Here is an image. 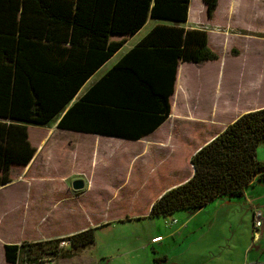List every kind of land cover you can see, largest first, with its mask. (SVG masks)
Returning a JSON list of instances; mask_svg holds the SVG:
<instances>
[{"label":"trees","instance_id":"1","mask_svg":"<svg viewBox=\"0 0 264 264\" xmlns=\"http://www.w3.org/2000/svg\"><path fill=\"white\" fill-rule=\"evenodd\" d=\"M212 19L218 0H202ZM190 0H0V187L14 166L35 154L28 126L52 120L60 130L138 140L159 127L171 110L179 63L217 61L203 29H185ZM148 20L155 25L101 78L74 98L92 75ZM264 145V108L242 114L199 148L193 173L164 192L149 217L194 211L217 198H241L264 181L256 149ZM95 229L67 237L63 256L90 246ZM44 241L40 243H48ZM39 244V243H37ZM57 242L52 256L62 249ZM23 244L3 245L7 264H18ZM21 264H26L23 261Z\"/></svg>","mask_w":264,"mask_h":264},{"label":"rangeland","instance_id":"2","mask_svg":"<svg viewBox=\"0 0 264 264\" xmlns=\"http://www.w3.org/2000/svg\"><path fill=\"white\" fill-rule=\"evenodd\" d=\"M189 7V25H193L196 29H203L206 32L208 30L209 33L214 30L212 23L208 21L211 19H208L206 13H203L202 0H190ZM194 19H201L202 22L194 24ZM157 24H166V22L148 20L137 32V35L130 39L125 46H122L108 60L105 64V69L114 65L129 47H132L140 41ZM221 29L223 30L222 27ZM120 38L122 37L113 36L111 40H119ZM209 45L212 49L209 48L218 54L219 59L197 65L183 63V67L179 70L177 86L171 99L174 117L170 125L177 128L174 131L176 133L175 137H178V140L175 138L176 144L182 143V147L175 153L174 159L175 162L177 161L182 166L183 172H185L184 158L186 155L189 154L191 156L194 147L197 145L200 146L204 141L215 137L226 126L235 121L243 111L248 110V104L252 96H254L253 94H261V106H264V44L260 41H245L233 37H230V40L222 41L211 33L209 35ZM218 66H224V70L219 86L215 87L214 82L217 77ZM252 84H260L257 92L252 91L251 93L249 91ZM214 92L219 98L217 104L212 102ZM52 125L53 123L50 122L49 127ZM38 129H40L39 126H28L31 139L37 134ZM80 135L84 134L71 135L68 132L57 134L55 139L58 143L60 142L58 144L60 147L58 150L50 151L49 154L57 153L61 157H67L70 150L65 148V144L72 141L73 143H71L72 145L70 147L72 150L79 153L80 149H82V155L88 151L90 156L93 146L92 144H87L89 143V139H85V136L90 135ZM32 141L35 144V140ZM116 143L110 142L109 145ZM121 153H115V155L110 154L108 160L112 162L111 165L113 167L115 166L112 169H117L119 166L123 169V155ZM71 155H73L72 151ZM256 159L264 163V145L256 149ZM80 161L82 160L78 162ZM68 162H56V164L59 170L69 171L73 167H70ZM16 168V170L14 167L11 169V178L17 177L20 166ZM106 173L107 170L102 168L100 164L95 168L93 167L92 173L90 172L94 177V186L88 191V195L83 200V203L87 207L86 210L93 212V214L104 209L106 200L113 194L112 190H115L106 179ZM82 179L86 185V177ZM114 184L116 185V183ZM125 185L124 190L126 191L119 193L118 199L114 200L111 204V210L108 213L110 216L124 212L131 217L138 214L149 198L153 188L158 186L157 184L156 186L152 183L149 184L148 189L142 191L135 200H131V197L127 196V186L129 183ZM136 185L137 182L133 181L129 188ZM107 186L109 189H102V187ZM16 189L12 187L8 190L10 192L7 197L9 201L15 200L16 192L14 191ZM123 196L126 197L125 199L123 198L124 200L121 199ZM222 198L229 199L231 197ZM234 199L238 200L237 198ZM226 201V204L229 205L227 208L230 209V212L227 211V208H223L216 217V221L209 226L203 229L199 228L194 234L189 235V237H175L173 241L168 240L163 244L154 246V248L148 247L144 249L140 248L141 245L137 246V243L133 242L136 234L145 233L144 227H147L149 222L154 221L156 223L152 229L158 228L159 232L156 233L165 236V233L170 230H164L166 226L172 220L180 223L181 218L178 214L188 213V211H178L161 219H134L125 222L124 225L112 224L114 227H110L111 229L96 230L94 232V243L75 251L72 256H63L62 251L65 252L66 247L69 245L66 238L74 233L61 238H51L50 240L52 242L48 245V243L40 242L50 240H42L41 238L34 237L33 233H35L36 228L32 230V227L29 230L31 235L26 239L4 238L0 239V243L1 241H6L7 243L19 241L18 244H23L24 249L19 256L18 264H21L23 261L26 264H245L248 262L244 260L239 244H241L242 240L247 241V238L250 240L247 208L237 202L228 203L230 200ZM3 209L4 207L1 204L0 215ZM45 217L47 219L45 218L44 229L43 227L42 229L47 234L48 228H60L63 225H67V222L72 219L77 220V223L82 222V220L79 221V218H81L79 213L74 217L59 213L48 214ZM34 218L36 216H29V224L27 227L32 226ZM1 227V236L3 235V231H5L4 235H15L14 232L16 229H14L13 216L5 222L0 220ZM53 242H57V245L60 246L64 244L61 246L62 249L57 252V255L52 256V254L48 253L49 250H41L39 247L50 248L53 246ZM0 264H7L4 261L2 245H0Z\"/></svg>","mask_w":264,"mask_h":264},{"label":"crops","instance_id":"3","mask_svg":"<svg viewBox=\"0 0 264 264\" xmlns=\"http://www.w3.org/2000/svg\"><path fill=\"white\" fill-rule=\"evenodd\" d=\"M204 8L205 6L203 4V13H205ZM189 19L190 7L188 8L187 20L183 25L185 29L194 28L193 25H189ZM208 21H210L214 27V30L210 31V33L207 30L209 47V35L211 33L222 41L230 40V37H233L245 41H260L264 44V0H218L213 18ZM199 22H202V20H193L194 24ZM136 35L137 33L131 37L122 36L120 39L126 40L123 46ZM135 45L129 47L127 51ZM106 63H104L84 84L81 88L82 91L80 90L78 92L74 101L80 97L92 83L101 78L113 66L105 69ZM182 64L183 63H179L177 68L174 92L177 86L179 70L183 67ZM223 70L224 66L217 67V77L214 82L215 87L219 86ZM102 71L104 72L99 75ZM86 84L88 85L85 86ZM259 87L260 84H252L249 91L251 93L252 91L257 92ZM253 95L254 96H252L249 101L248 110L243 111L240 115L264 108V106H261V94L255 93ZM172 97L173 95L169 99L171 110L167 119L150 134L138 140L60 130L56 127L57 121H55V119L51 121L53 123L52 126L49 127V124L43 127L41 126L33 139L30 138L28 132L29 141L36 150L33 158L28 165L20 166L17 177L11 178V183L0 187V205L2 204L4 207L0 215V220L5 222L13 216L14 229H16L14 232L15 235H4L5 231H3V235L1 236V227L0 239H26L31 235L29 230L32 227V230L36 228L35 233H33L35 238L50 240L51 238H61L88 228H94L95 231H98L99 229L105 228L111 229L110 227H114L112 224L124 225L125 222L134 219H151V217H149V211L152 204L164 192L184 183L191 177L193 173L189 162L191 156L212 139L210 138L204 141L200 146L197 145L194 147L191 156H189V154L186 155L184 158L185 172H183L182 166H180L177 161L175 162L174 159V155L178 152V149L182 147V143L176 144L175 138L178 140V137H175L176 133L174 131L177 128L170 125L174 117L171 104ZM218 101L219 98L214 92L212 102L217 104ZM61 132H68L71 135H90L85 136V139H89V143L87 144H92L93 146V148L91 147L92 153H90V156L88 151L82 155V149H80L79 153L72 150L70 148L72 145L71 143H73L72 141L65 144V148L70 150L67 157H61V155H57V153L49 154L50 151L59 149L60 145L58 144H60V142L58 143V141H56L55 136ZM32 140H35V144ZM110 142L117 143L109 145ZM71 151L73 155H71ZM99 151L100 153H98ZM119 152H122V163L124 167L123 169H121L120 166L117 169H112L115 166L113 167L111 165L112 162H109V156L110 154L115 155V153L118 154ZM79 160L82 161L78 162ZM65 161H69V166L73 168L69 171L59 170L56 162L64 163ZM99 164L102 168L107 170L106 179L115 190H112L113 194L106 200L104 209L93 214V212H88L86 210L87 207L83 203V200H85V197L88 195V191L94 186V177L90 172L92 173V168H95ZM16 167L17 166H14L15 170L17 169ZM84 177H86L87 180L86 185L82 179ZM75 180H81L83 182L82 189L77 191L73 190L72 183ZM133 181L137 182V185L129 188ZM114 183H116V185ZM127 183H129L127 186V196H130L131 200H135L142 191L148 189L149 184H155L154 186L157 184L158 186H156V188L154 187L153 190L151 189L152 192L149 198L138 214L131 217L124 212L110 216L108 213L111 210L112 202L118 199L119 193H124V191H126L124 189ZM12 187L17 188L14 191L16 192V198L14 201H9L7 197L10 192L8 190ZM105 188L109 189L108 186L102 187V189ZM123 198L125 199L126 197L123 196L121 199ZM233 199L234 198H217L200 209L178 214L181 218L180 223L176 221L166 226L164 230L170 229V232H166L165 236L156 233L159 232L158 228L152 229L156 222L151 221L147 224V227H144L145 233L136 234L133 242L137 243V246L141 245L140 248L146 249L148 247L154 248V246L163 244L168 240L173 241L175 237H189V235L194 234L199 228L203 229L216 221V217L220 213V210L229 206L226 204V200H230L228 203L237 202L247 208L250 240L247 238V241L242 240L241 244H239L244 260L248 262L245 264H264V181L250 183L244 189L241 198H237L238 200ZM256 209L260 210L262 213L263 225L253 233V213ZM227 211L230 212V209L227 208ZM54 213L66 214L73 217L79 213V215H81L79 221L82 220V222L77 223V220L72 219L67 222V225H63L60 228H48L47 234L43 232L46 221L45 216ZM30 215H34L36 218L33 219L32 226L27 227ZM156 218L161 219L165 217ZM157 237H161V239L157 242H151L152 239ZM18 243L19 241L10 243L1 241L0 245H2L3 249V245L5 244Z\"/></svg>","mask_w":264,"mask_h":264},{"label":"built area","instance_id":"4","mask_svg":"<svg viewBox=\"0 0 264 264\" xmlns=\"http://www.w3.org/2000/svg\"><path fill=\"white\" fill-rule=\"evenodd\" d=\"M176 221L175 220H172L169 224H172V223H175ZM168 224V225H169ZM263 225V218H262V213L260 210L256 209L253 213V233L259 229L260 227H262ZM161 237H157V238H154L152 239L151 242H157L158 240H160ZM64 245V244H62ZM61 245V246H62Z\"/></svg>","mask_w":264,"mask_h":264},{"label":"water","instance_id":"5","mask_svg":"<svg viewBox=\"0 0 264 264\" xmlns=\"http://www.w3.org/2000/svg\"><path fill=\"white\" fill-rule=\"evenodd\" d=\"M83 187V182L81 180H75L73 183H72V188L73 190H80L82 189Z\"/></svg>","mask_w":264,"mask_h":264}]
</instances>
